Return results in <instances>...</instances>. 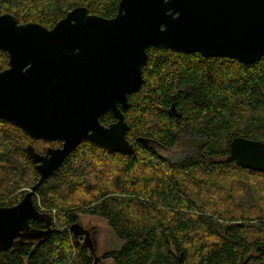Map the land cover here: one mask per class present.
I'll return each instance as SVG.
<instances>
[{"label": "trees", "instance_id": "obj_1", "mask_svg": "<svg viewBox=\"0 0 264 264\" xmlns=\"http://www.w3.org/2000/svg\"><path fill=\"white\" fill-rule=\"evenodd\" d=\"M118 2L0 0V14L51 28L80 5L113 17ZM146 52L143 82L123 111L133 152L82 140L33 195L49 215L48 237L0 250V264H91L69 229L78 213L104 218L120 239L102 255L114 264H264V171L227 159L235 136L264 142V56L247 64L162 45ZM7 66L0 49V70ZM99 119L114 121L110 111ZM185 139L191 142L176 156L155 149ZM29 143L43 152L60 141L32 139L0 119V206L17 203L39 178Z\"/></svg>", "mask_w": 264, "mask_h": 264}, {"label": "water", "instance_id": "obj_2", "mask_svg": "<svg viewBox=\"0 0 264 264\" xmlns=\"http://www.w3.org/2000/svg\"><path fill=\"white\" fill-rule=\"evenodd\" d=\"M153 45L254 63L264 56V0H119L110 18L80 5L51 28L0 14V49L8 57L0 70V119L32 139L60 141L43 152L25 146L39 178L17 203L0 206V250L48 237L49 215L33 195L82 140L133 152L123 111L143 82L146 48ZM170 110L180 116L173 103ZM106 111L114 121L105 125L99 117ZM228 147V160L264 171V142L235 136ZM69 229L84 232L79 223Z\"/></svg>", "mask_w": 264, "mask_h": 264}, {"label": "rangeland", "instance_id": "obj_3", "mask_svg": "<svg viewBox=\"0 0 264 264\" xmlns=\"http://www.w3.org/2000/svg\"><path fill=\"white\" fill-rule=\"evenodd\" d=\"M190 142V139H185L172 148L155 145V149L163 155L176 156L182 153ZM77 221L84 228L85 233L72 234L73 239L79 244L86 245L88 254L93 258L91 264H114L111 258L102 257L103 253L121 244L107 221L102 217L84 213L77 214Z\"/></svg>", "mask_w": 264, "mask_h": 264}, {"label": "flooded vegetation", "instance_id": "obj_4", "mask_svg": "<svg viewBox=\"0 0 264 264\" xmlns=\"http://www.w3.org/2000/svg\"><path fill=\"white\" fill-rule=\"evenodd\" d=\"M60 145V144H59ZM56 146H58V145H56ZM83 231H84V229H83ZM85 233V232H84Z\"/></svg>", "mask_w": 264, "mask_h": 264}]
</instances>
